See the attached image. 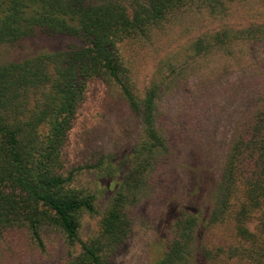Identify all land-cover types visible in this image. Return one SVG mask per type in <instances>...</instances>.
Instances as JSON below:
<instances>
[{"label": "trees", "instance_id": "trees-1", "mask_svg": "<svg viewBox=\"0 0 264 264\" xmlns=\"http://www.w3.org/2000/svg\"><path fill=\"white\" fill-rule=\"evenodd\" d=\"M227 1L0 0V46L35 36L81 41L0 63V236L25 230L41 245L39 226L45 223L76 248L66 264H115L132 230L131 211L168 154L157 105L169 77L136 92L120 45L153 38L187 9L221 18ZM226 43L227 35L197 38L190 57L223 50ZM100 76L117 85L142 129L98 230L82 240L77 216L95 211L93 197L69 188L72 173L65 175L62 149L87 83ZM199 186L178 182L173 190L180 193L166 196L158 224L167 232L156 264H192L198 254L204 264H264V96L236 124L205 210ZM229 224L231 241L208 242V232Z\"/></svg>", "mask_w": 264, "mask_h": 264}, {"label": "rangeland", "instance_id": "rangeland-1", "mask_svg": "<svg viewBox=\"0 0 264 264\" xmlns=\"http://www.w3.org/2000/svg\"><path fill=\"white\" fill-rule=\"evenodd\" d=\"M217 34L227 35L223 50L190 57L197 38L209 40ZM75 44L81 41L67 35L29 37L1 45L0 63ZM120 53L136 92L169 77L167 83H161L157 105L168 154L153 171L145 196L131 211L132 230L114 258L115 264H156L163 246L160 240L167 232L158 224L166 196L178 182L189 185L195 181L200 185L199 205L205 210L236 124L262 101L264 0H228L221 18L184 10L153 38L125 40ZM141 129L139 117L113 81L100 76L87 83L62 149L65 175L72 173L69 188L93 197L95 211L77 216L82 240L98 230ZM39 236L41 245L25 230L0 236V264H66L76 250L52 225L41 224ZM205 236L211 244L223 238L229 242L232 225L215 228ZM204 263L199 254L192 262Z\"/></svg>", "mask_w": 264, "mask_h": 264}]
</instances>
